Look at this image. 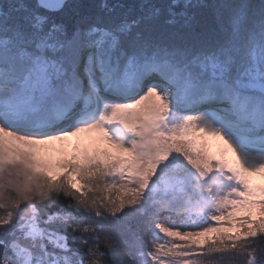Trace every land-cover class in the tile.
Listing matches in <instances>:
<instances>
[{"label":"snow or ice","instance_id":"1","mask_svg":"<svg viewBox=\"0 0 264 264\" xmlns=\"http://www.w3.org/2000/svg\"><path fill=\"white\" fill-rule=\"evenodd\" d=\"M0 264H264V0H0Z\"/></svg>","mask_w":264,"mask_h":264},{"label":"rangeland","instance_id":"2","mask_svg":"<svg viewBox=\"0 0 264 264\" xmlns=\"http://www.w3.org/2000/svg\"><path fill=\"white\" fill-rule=\"evenodd\" d=\"M258 179V178H257Z\"/></svg>","mask_w":264,"mask_h":264}]
</instances>
